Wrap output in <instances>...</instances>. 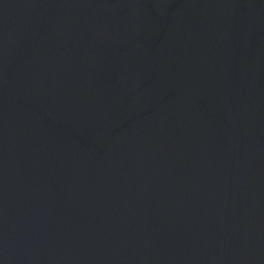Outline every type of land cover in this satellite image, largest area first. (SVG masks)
<instances>
[{
	"label": "water",
	"instance_id": "obj_1",
	"mask_svg": "<svg viewBox=\"0 0 264 264\" xmlns=\"http://www.w3.org/2000/svg\"><path fill=\"white\" fill-rule=\"evenodd\" d=\"M0 264H264V0H0Z\"/></svg>",
	"mask_w": 264,
	"mask_h": 264
}]
</instances>
